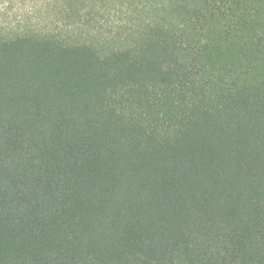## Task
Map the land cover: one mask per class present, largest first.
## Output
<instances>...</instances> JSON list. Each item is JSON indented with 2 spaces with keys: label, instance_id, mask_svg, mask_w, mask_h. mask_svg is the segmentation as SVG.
Instances as JSON below:
<instances>
[{
  "label": "trees",
  "instance_id": "obj_1",
  "mask_svg": "<svg viewBox=\"0 0 264 264\" xmlns=\"http://www.w3.org/2000/svg\"><path fill=\"white\" fill-rule=\"evenodd\" d=\"M44 1L0 24V264H264V0Z\"/></svg>",
  "mask_w": 264,
  "mask_h": 264
},
{
  "label": "rangeland",
  "instance_id": "obj_2",
  "mask_svg": "<svg viewBox=\"0 0 264 264\" xmlns=\"http://www.w3.org/2000/svg\"><path fill=\"white\" fill-rule=\"evenodd\" d=\"M61 0H47L40 3L34 8L35 17L33 22L38 25L50 27L61 23L65 14H61L60 6ZM80 11L74 18L78 21L81 34L87 36L89 30L98 31V34H105V37L110 36L109 32H117L121 28H127L131 20L136 18V6L129 7L127 5H108L99 3L97 6H91L84 3L79 7ZM31 8L23 11L22 6L18 0H0V24L17 26L20 19V14L25 13L23 24H30Z\"/></svg>",
  "mask_w": 264,
  "mask_h": 264
}]
</instances>
